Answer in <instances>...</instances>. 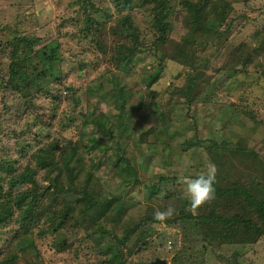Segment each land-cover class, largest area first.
Listing matches in <instances>:
<instances>
[{
	"label": "rangeland",
	"instance_id": "1",
	"mask_svg": "<svg viewBox=\"0 0 264 264\" xmlns=\"http://www.w3.org/2000/svg\"><path fill=\"white\" fill-rule=\"evenodd\" d=\"M113 1L91 0L88 4L83 0H0V203L13 204L22 191H42L44 187L47 192L44 190L43 203L38 208L50 207L55 213L64 208L65 201L71 197H80L83 190L100 198H110L112 191L107 187L121 182L110 162L112 148L116 146L126 147L132 159L140 158L142 163L147 160L152 179L159 174L173 178L171 184L161 187L159 197L163 198L167 190L170 191L180 199L184 210L192 209L184 182L206 172L209 166L215 167L217 184L241 188L254 199L264 201V53L257 59L262 63L259 66H254L257 62L254 61L243 69L234 63L236 47L252 51L264 38V29L261 30L264 0H247L249 7L234 3L235 8L229 6L227 14L225 11L217 18L207 14L215 2L210 0L200 15L201 23L193 27L182 24L186 17V2L176 0L175 15L171 16L172 29L165 46L158 42L154 44L156 32L150 25L152 1L146 6L142 3L144 0H132L131 10L117 7ZM190 2L199 3L198 0ZM123 16L130 17L138 28L141 43L122 30L119 21ZM204 24L208 26L202 27ZM205 30L208 32L199 33ZM35 37L39 38L37 47L51 42L52 58L58 62V71L54 76L42 79L36 86H41L39 90L24 86L21 91H14L7 80L16 73L25 72L26 66L29 68L21 61L25 58L27 62H41L40 54L31 55L27 50L28 41ZM99 43L103 47H99ZM121 44L128 46L126 53L132 46L139 50L129 63L116 58V50ZM161 50L168 59L161 82L153 88L160 92L158 96L165 91L166 96L173 98L171 101L164 98V107L173 108L172 124L180 127V130L171 131V137L160 132L159 120H147L152 114L142 96V79L154 71L159 62L156 52ZM40 65L42 68L43 63ZM16 67L22 71L16 72ZM106 72L107 75L123 76L124 86L135 92L126 111L131 104L143 103L133 114L141 113L140 122L146 131L151 129L150 133L140 134L137 127L139 131L131 139L120 136L121 126L118 125L122 122L114 116L112 106L97 92L93 95L88 89L103 79L105 82L101 85L106 87L105 93H110L111 81L107 83ZM32 75L35 76V72ZM189 81L194 86L187 91ZM92 110L105 118L112 134L102 139L104 146L70 148L73 153H69L68 158L75 155L74 165L77 163L80 169H74L71 192L54 194L51 184L67 187L68 180L62 171L55 177L57 169L40 167L36 157L42 159V148L49 143H57L69 152L68 148L81 139L82 131L90 135L93 127L84 125L82 116ZM126 123L130 125L128 121ZM95 135L100 136V133ZM186 138L196 139L203 145L206 143L202 139L212 138L220 148L208 147L207 153L195 150L190 154L191 150L183 151L181 146ZM223 143L224 147L220 145ZM66 144L70 146L66 147ZM140 150L142 155H139ZM91 164L97 171L90 168ZM28 167L36 170L37 188L18 181ZM136 189L145 191L143 183L133 190ZM156 202L160 204V200ZM167 205L172 207L170 199ZM166 209L154 204L149 211L154 217L156 211ZM14 210L19 219L21 211L17 206ZM89 212H95L93 204ZM124 214L125 223H133L129 222L135 219L133 212L126 209ZM140 214L143 212L140 211L136 218ZM53 216L44 211L31 232L34 255V251L28 256L18 252L16 264H69L76 256L80 264H110L105 254L107 245L111 244L113 248L111 235L121 237L122 232L108 227L107 231L92 235L94 232L89 230L91 243H83L79 239L84 236L86 223L74 220L68 214L60 229L65 233L69 247L58 256L50 248H54L52 241H59L57 231L49 226ZM173 217L172 214L162 221L155 219L151 224V238H144V243L131 235L124 238L120 246L125 264H152L156 258L166 260V264H264V235L243 244H208L194 230L195 222L191 218L169 223L168 220L173 222ZM16 218L0 227V252L3 251L5 256L17 251L13 245L7 248L11 236L18 231ZM111 219L113 216L109 214L104 223L108 224Z\"/></svg>",
	"mask_w": 264,
	"mask_h": 264
},
{
	"label": "trees",
	"instance_id": "2",
	"mask_svg": "<svg viewBox=\"0 0 264 264\" xmlns=\"http://www.w3.org/2000/svg\"><path fill=\"white\" fill-rule=\"evenodd\" d=\"M83 1L88 4L91 3V0ZM213 1L215 2L211 5V8H209L207 13L212 18L220 17L225 11L227 14L229 6L235 8V5L244 3V7H249L247 0H234L235 2H228L227 0ZM113 2L117 7H125L126 9L131 10L130 7L132 6V0H114ZM147 2L153 3V5H149L151 6L150 25L156 32L154 44L158 42L159 44L165 46L172 29L173 17L171 16L175 15L174 3L176 0H144L142 3H146L147 6ZM184 2H186V6L184 7L186 10V17H184L182 24L189 27H193L196 24L199 25L201 23L200 15L206 10L210 0H198V4L190 2V0H184L183 3ZM94 11L95 10H93V12ZM98 19L99 18H97V20ZM119 25L127 36L130 38L134 37L133 39L136 42L141 43L138 38L139 30L133 25L130 17L123 16L119 21ZM207 26V24H204L202 27ZM262 29H264V25L261 27V30ZM207 32V30L202 32L199 31V33L202 34ZM261 39L262 41L258 43L257 48L252 51L245 50L240 46L234 49V53H236L235 56L237 58L234 63L237 67L240 66V68L247 69L254 63V61H257L254 63V66L262 64L257 60L258 57L264 53V38ZM38 42L39 38H30V41L27 43V50L28 53H32L31 55L40 54L41 62H33L31 58L26 57L27 60H31L27 62L24 58L21 62L28 65L29 68L26 66L25 72H19L22 70L16 67L15 70L19 73L10 77L9 81L11 82L7 80V84L12 88V90L19 92L24 86L39 90L41 86L40 88L36 86L40 85L42 79H48L52 75L54 76V74H56L55 71L58 67V62L55 58H52L53 51L51 50L53 46L50 44L51 42L49 43L50 45L45 44L42 47H37ZM98 46L103 47L101 43H99ZM47 47L50 49H47ZM104 48H106L105 44ZM127 48V45L121 44L116 50V58L124 63H129V61H131L137 54L138 50L137 47L132 46V48L130 47L129 52L126 53L125 51ZM112 51L114 52L113 48ZM156 54L159 57V62L156 63L154 71L150 73L149 76H145L142 79L144 87L142 90V96L146 99L148 103V111L152 114L147 120H150V118L157 121L159 120L160 132L168 137H171V131L176 128L180 130V127L176 123L172 124L175 118V115H171L173 108L170 106L164 107V98L166 97L167 101L169 98V101L173 98L170 95L166 96L165 91L161 92L162 96H158L160 92L153 88L154 85L161 82L162 73L168 56H166L162 50L156 52ZM14 59H17V57L15 56ZM41 63H43L42 68L40 65ZM33 72H35V76L32 75ZM106 75L107 72L105 73V76ZM109 81H111L110 93H105L106 87L101 85L105 82L103 79L100 82H96L93 86H89L88 89L93 95L97 92L104 101L112 106V110L115 111L114 116L117 120L122 122L118 125V127L121 126L120 136L126 135V139H131L135 133L139 131L137 127L141 130L140 134L150 133L151 129L146 131L144 129V124L140 122L141 113L138 115L133 114V111L141 109L140 107L143 103L140 105L131 104L129 109L127 111L125 110L127 109L126 106L128 105L130 97L135 92H133L131 88L124 86V77L119 74L107 75V83ZM193 86L194 84L189 81V89H187V91L192 90ZM100 116L102 115L96 110H92L88 114L82 116L83 124L91 125L93 127V131L90 135H87L84 131H82L81 139L76 145L73 147H69L70 144L65 145L66 147H69L68 150L70 148H79L81 145L89 146L90 148L104 146L105 143L102 142V139L111 135L112 131L105 124V118ZM126 121L130 123L129 126ZM123 122H125L126 125ZM157 130L158 128H156V131ZM97 133H100V136H96L95 134ZM202 141L205 142L206 145L198 144L196 139L189 140L186 138L182 140L181 146H183V151L189 152V150H191L190 154L194 153L195 150H198L201 154L207 153L208 147L212 149L220 148L212 138H205L202 139ZM164 143L167 144L166 142ZM220 145L223 146L225 143ZM42 149L43 151L40 153L42 159L36 157L38 165L42 168L50 167L51 170L57 169L58 172L55 177H58L59 173L62 171L64 177L68 180L67 187L59 184L57 185L56 183L51 184V187L55 190L54 194L58 193L65 195L66 193L71 192V187L74 183V169H80L77 163L74 165L73 160L75 155L68 158V154L73 153L70 152L71 149L68 152L57 143H49ZM56 154L57 156L55 157ZM140 154L142 155L141 150L139 152V155ZM110 162L113 167V171L117 175L116 177H119L121 180L117 186L107 187L110 191H112V196L110 198H100L97 195L94 196L89 194L87 190H83L81 191L80 197H71L69 200L65 201V207L55 213L54 210L53 212L51 211L50 207L45 206V208L42 209L38 208L41 206L40 203H43L41 200L44 196V190L47 192V187H44L42 191H22L21 194L16 197V201L13 204L6 202L3 204L0 203V227L9 221H12L14 217L16 218L14 207L17 206L21 211L20 218L15 219V223L18 225V231L11 236V240L7 245L8 249L13 245L16 247L17 251H12L6 256L4 252L1 251L0 264H16L19 253L23 256H28L31 251H34V255L36 250L31 237V232L37 227L39 220L44 215V211L54 215L49 222V226L52 227V230L57 231L56 233L58 236L56 237L59 238V241H52L51 243L54 248H50L52 249L51 251L56 253L58 256L63 255L66 252L67 247H69L64 239L65 233L61 232L60 229V226L66 221V219H68V214H71V217L74 220L80 219L86 223L83 227V229H85L83 234L84 236L79 239L80 242L91 243L93 234H98V231L105 232L108 227L116 228L122 232L123 234L121 237L117 236L116 238L111 235L113 248H111V244L107 245V251L105 254L109 257L110 264H125V260L122 255V248L120 246V242L124 241V238L131 235L134 236L137 241H141L142 243H144V238L145 240H149L151 238V224L155 221V219L150 214V207L157 204L169 208L170 206L167 205L168 199H170L171 206L174 209L173 222L170 220H168V222L176 223L178 220L180 221L185 218H191V220L195 222L194 230L199 233L202 241L205 243L227 245L234 243L243 244L244 241L254 242L260 235H264V201L254 199L253 196L241 188L223 187L214 181V193L209 199L205 200L194 210H184L185 206L180 204V199L168 190L166 195L160 199L159 192L161 187L171 184L174 179L167 176V174H159L157 177L152 179V174L147 160L142 163L140 162V158L135 157L132 159V156L128 153V149L126 147L121 148L120 146H116L112 148ZM69 164L72 167H69ZM90 168L97 171L94 164H91ZM35 175L36 170L28 167V171L22 173V175L17 178L20 184L25 182L32 185L33 188H37L38 181ZM142 183L145 191L140 189L133 190L136 185H140ZM12 184H14V182H12ZM156 200H160V204L157 203ZM92 204L95 210L93 214L90 212L88 213ZM126 209L133 212L135 219L133 218L132 221H129L133 223H125V221H127V218L125 217L126 215L124 214ZM140 211H142L143 214H140V217L136 218ZM109 214H112L113 219L109 220L108 224H105L104 220ZM186 225H183V227L186 228ZM89 230L94 232L90 237L87 234ZM80 263V260H78V257L76 256L69 264Z\"/></svg>",
	"mask_w": 264,
	"mask_h": 264
},
{
	"label": "clouds",
	"instance_id": "3",
	"mask_svg": "<svg viewBox=\"0 0 264 264\" xmlns=\"http://www.w3.org/2000/svg\"><path fill=\"white\" fill-rule=\"evenodd\" d=\"M215 172V167L209 166L206 172L192 176L184 182L185 194L190 200L193 210L205 200L209 199L214 193ZM173 211L174 209L172 207L167 208L165 211H156L154 213V219L162 221L167 217H170L173 214Z\"/></svg>",
	"mask_w": 264,
	"mask_h": 264
},
{
	"label": "water",
	"instance_id": "4",
	"mask_svg": "<svg viewBox=\"0 0 264 264\" xmlns=\"http://www.w3.org/2000/svg\"><path fill=\"white\" fill-rule=\"evenodd\" d=\"M152 264H166V261L160 258H156Z\"/></svg>",
	"mask_w": 264,
	"mask_h": 264
}]
</instances>
